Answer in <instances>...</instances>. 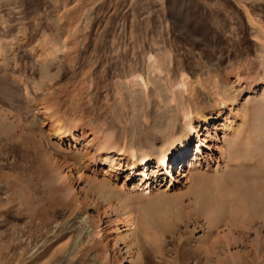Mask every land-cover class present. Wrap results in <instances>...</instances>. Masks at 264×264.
<instances>
[{"label": "rangeland", "instance_id": "374dc122", "mask_svg": "<svg viewBox=\"0 0 264 264\" xmlns=\"http://www.w3.org/2000/svg\"><path fill=\"white\" fill-rule=\"evenodd\" d=\"M263 93L264 0H0V264H264V215L210 224L178 176L186 161L150 180L158 192L139 188L134 232L112 193L140 176L128 181L124 159L103 171L119 149L154 154L197 108L212 116L202 150L214 168L228 146L221 119L238 111L246 142ZM59 125L77 147L59 142ZM105 135L117 145L96 151Z\"/></svg>", "mask_w": 264, "mask_h": 264}, {"label": "bare ground", "instance_id": "6f19581e", "mask_svg": "<svg viewBox=\"0 0 264 264\" xmlns=\"http://www.w3.org/2000/svg\"><path fill=\"white\" fill-rule=\"evenodd\" d=\"M156 61L157 57L155 55L149 56L150 63H155ZM158 73L161 75L163 70H159ZM131 81L140 85L143 89H148V82L141 73H136ZM176 86L184 90L188 87L187 84L182 82L177 83ZM261 98L263 105L260 107V111L263 113L264 93ZM221 104L227 106V101L223 99L216 102L217 107H219L216 112L218 116H221ZM237 115L238 111L234 112L231 110L229 114L223 116L220 125L217 126L219 127L218 129L224 130V142L231 146L229 148L228 146H220L221 160L214 168L211 165L210 157L205 155L202 150V147L207 145L204 142L207 138L204 137L203 126L205 125V130L209 134V119L212 117L204 108H197L196 111L186 114L184 129L179 131L174 124L168 126L162 132V143L154 154H151L148 149L142 150V146L136 145L128 149H126L127 147L119 149L121 156L119 155L120 157H118L120 160L114 156L110 157V166L108 165L109 167L103 169L104 174H112L113 171L122 169L120 165H122L121 161L124 159L127 161V167L133 172L127 175L128 181L134 179L135 176H140L137 185L132 182L134 183L133 190H126V185H124L126 191L121 189L120 193L111 192L115 195L114 197L117 199L118 204L126 211L124 214L126 217L123 222L127 230L134 232L136 229V220L132 211L135 210L134 207L137 205L139 196L136 193L139 188L142 187L141 191L147 190L145 195H152L158 192L161 189V186L159 187L161 183L155 186L154 189L156 191H154L153 189L151 190L152 183H150V180L154 177L158 182L159 175L163 174V170H169L168 172L173 176L171 169L175 161L178 163L186 161L188 163L184 169H177L179 172L178 176L181 175V177L186 178V182L190 183L189 188L192 195L195 196L199 212L202 213V216L204 215V218L210 224L216 226V224L228 221V219H231L230 216L233 218V214L236 211L249 214L250 217H253L252 220H254V217L258 218L264 215V121L260 122L258 120L259 123L254 124L248 136H246L248 140L246 139V142H242L245 138L242 133V125L235 126ZM195 119L197 123H195ZM54 130L59 142L65 141L68 137V141L71 142V139L74 141V146L72 147H77L76 143L80 137L73 132L72 128H67L66 126L64 128L59 125ZM82 134L84 137L87 136V131L83 130ZM195 135L198 138L197 149L193 158L189 159L186 154L189 144L196 137ZM215 136L217 137L218 135L216 134ZM89 144L90 141L87 143L86 148ZM94 145L96 146V151H100L103 148H115L117 142L111 135H105L103 139L99 137ZM210 146L212 145H208V147ZM152 155H155L157 164L152 166L151 169L149 164L153 163L154 158ZM137 168L139 169L138 172L136 171ZM170 183L164 189V192L173 190V178ZM106 185H108L109 189L110 185L108 183ZM102 188L105 191L108 190L107 186L104 187L103 185ZM240 213L238 216L241 217L243 214ZM145 215L139 219L142 225L147 226L150 224V219L145 217ZM117 231H119V228H117ZM164 232L166 231L164 230ZM126 235L128 236V233Z\"/></svg>", "mask_w": 264, "mask_h": 264}]
</instances>
